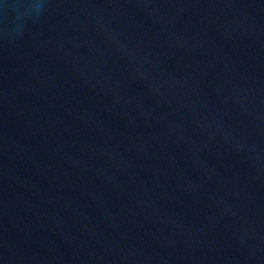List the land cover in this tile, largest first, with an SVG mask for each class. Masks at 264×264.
Returning <instances> with one entry per match:
<instances>
[{"label": "water", "instance_id": "obj_1", "mask_svg": "<svg viewBox=\"0 0 264 264\" xmlns=\"http://www.w3.org/2000/svg\"><path fill=\"white\" fill-rule=\"evenodd\" d=\"M0 264H264V0H0Z\"/></svg>", "mask_w": 264, "mask_h": 264}]
</instances>
